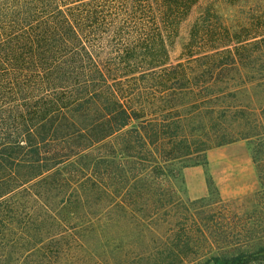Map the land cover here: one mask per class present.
Wrapping results in <instances>:
<instances>
[{
  "label": "trees",
  "instance_id": "1",
  "mask_svg": "<svg viewBox=\"0 0 264 264\" xmlns=\"http://www.w3.org/2000/svg\"><path fill=\"white\" fill-rule=\"evenodd\" d=\"M253 138L264 0H0V264H119L121 218L133 245L163 211L181 219L164 264H194L173 166Z\"/></svg>",
  "mask_w": 264,
  "mask_h": 264
},
{
  "label": "rangeland",
  "instance_id": "2",
  "mask_svg": "<svg viewBox=\"0 0 264 264\" xmlns=\"http://www.w3.org/2000/svg\"><path fill=\"white\" fill-rule=\"evenodd\" d=\"M178 51L179 49L176 48L174 55ZM238 142H247L250 145L251 155L260 176V188L251 197L222 200L215 187L207 198L188 204L186 201H191V199L185 192L182 170L183 164L192 163L194 160H184L173 166L174 179L172 183L175 189L171 193L172 201L179 205L178 210H181L183 205L197 207L196 218L201 231L193 233L194 237H197L192 239V247L188 250L191 255L194 254V264H209L210 262L216 264L213 260L214 257L230 256L234 253H245L253 257L255 254H261L256 253L257 251L264 249V140L259 141L253 138ZM235 154L240 156L236 152ZM201 158L202 156H199L197 159ZM236 175H238L235 177L238 186L242 183L252 182L253 178L247 174ZM160 216L164 221L158 220L159 222L155 221L154 223V225L157 224L158 232L150 230L147 232L146 238H137V241L135 238L133 245L129 244V222L121 218L116 229L121 238V253L116 258L119 264H164L167 262V259L161 258V252L164 246L174 243V238L169 232L173 234L181 228L179 222L181 219H178L179 216H177L175 220V217L168 216L166 211L161 212ZM172 229L173 231H171ZM107 234L110 244L113 237L111 229ZM146 247L150 251L153 250L151 256L150 254L140 255V252ZM258 257L260 258L262 255H258ZM105 259L113 260L109 257Z\"/></svg>",
  "mask_w": 264,
  "mask_h": 264
},
{
  "label": "crops",
  "instance_id": "3",
  "mask_svg": "<svg viewBox=\"0 0 264 264\" xmlns=\"http://www.w3.org/2000/svg\"><path fill=\"white\" fill-rule=\"evenodd\" d=\"M239 173L252 177V182L238 186L235 177ZM182 175L186 195L191 200L209 195L207 178L213 181L222 200L251 197L261 185L247 142L235 141L207 150L206 163L186 166Z\"/></svg>",
  "mask_w": 264,
  "mask_h": 264
},
{
  "label": "water",
  "instance_id": "4",
  "mask_svg": "<svg viewBox=\"0 0 264 264\" xmlns=\"http://www.w3.org/2000/svg\"><path fill=\"white\" fill-rule=\"evenodd\" d=\"M209 264H214L213 262H210Z\"/></svg>",
  "mask_w": 264,
  "mask_h": 264
}]
</instances>
